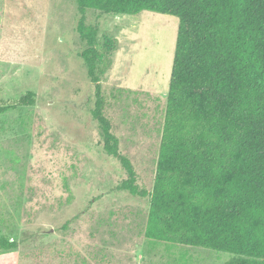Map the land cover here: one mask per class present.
<instances>
[{
    "label": "rangeland",
    "instance_id": "1",
    "mask_svg": "<svg viewBox=\"0 0 264 264\" xmlns=\"http://www.w3.org/2000/svg\"><path fill=\"white\" fill-rule=\"evenodd\" d=\"M76 0H0V264H225L232 256L145 237L150 197L103 149L96 84L82 53ZM105 115L140 189L155 184L178 18L89 9Z\"/></svg>",
    "mask_w": 264,
    "mask_h": 264
},
{
    "label": "trees",
    "instance_id": "2",
    "mask_svg": "<svg viewBox=\"0 0 264 264\" xmlns=\"http://www.w3.org/2000/svg\"><path fill=\"white\" fill-rule=\"evenodd\" d=\"M82 53L96 84L93 116L103 149L128 178L119 189L150 197L145 237L227 253L225 264H264V0H76ZM178 18L155 184L140 189L130 159L105 115L95 34L86 13ZM29 92L0 115L31 106ZM17 248L0 237V250Z\"/></svg>",
    "mask_w": 264,
    "mask_h": 264
}]
</instances>
